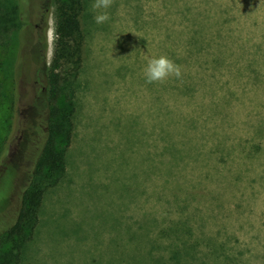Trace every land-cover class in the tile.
Here are the masks:
<instances>
[{"label": "rangeland", "instance_id": "obj_1", "mask_svg": "<svg viewBox=\"0 0 264 264\" xmlns=\"http://www.w3.org/2000/svg\"><path fill=\"white\" fill-rule=\"evenodd\" d=\"M94 2L66 171L18 264H264V0ZM39 33L48 64L53 0H0V232L43 128ZM161 55L182 76L149 84Z\"/></svg>", "mask_w": 264, "mask_h": 264}, {"label": "trees", "instance_id": "obj_2", "mask_svg": "<svg viewBox=\"0 0 264 264\" xmlns=\"http://www.w3.org/2000/svg\"><path fill=\"white\" fill-rule=\"evenodd\" d=\"M86 1L53 0L56 37L48 64L46 38L44 34H38L41 63L36 72L37 75L44 73L45 84L34 97L33 105L43 109V128L38 126L39 139L34 143L30 155L18 209L0 232V264L19 263L22 249L31 239L38 223L45 190L57 184L66 171L65 156L73 133L74 90L85 56L82 18ZM13 11L5 15L6 21L13 17ZM16 126L17 122L13 120L11 132ZM30 135L28 129L23 130L20 150L28 147Z\"/></svg>", "mask_w": 264, "mask_h": 264}, {"label": "clouds", "instance_id": "obj_3", "mask_svg": "<svg viewBox=\"0 0 264 264\" xmlns=\"http://www.w3.org/2000/svg\"><path fill=\"white\" fill-rule=\"evenodd\" d=\"M112 3L113 0H95L91 7L94 11L98 9H108L112 6ZM94 19L97 24H102L107 22L110 16L107 11H104L98 13ZM144 74L146 82L151 84L154 82H164L172 76L179 79L182 76V69L180 65H177L166 55H161L148 59Z\"/></svg>", "mask_w": 264, "mask_h": 264}, {"label": "flooded vegetation", "instance_id": "obj_4", "mask_svg": "<svg viewBox=\"0 0 264 264\" xmlns=\"http://www.w3.org/2000/svg\"><path fill=\"white\" fill-rule=\"evenodd\" d=\"M40 63H41V62H39V66H40ZM37 82H38V80H37Z\"/></svg>", "mask_w": 264, "mask_h": 264}]
</instances>
